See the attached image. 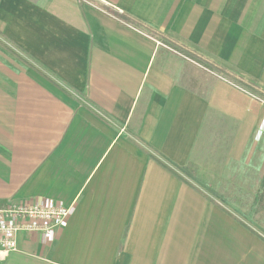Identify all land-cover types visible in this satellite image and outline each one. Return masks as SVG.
Returning a JSON list of instances; mask_svg holds the SVG:
<instances>
[{
  "label": "crops",
  "instance_id": "obj_1",
  "mask_svg": "<svg viewBox=\"0 0 264 264\" xmlns=\"http://www.w3.org/2000/svg\"><path fill=\"white\" fill-rule=\"evenodd\" d=\"M34 199L65 225L0 264H264V0H0V202Z\"/></svg>",
  "mask_w": 264,
  "mask_h": 264
},
{
  "label": "built area",
  "instance_id": "obj_2",
  "mask_svg": "<svg viewBox=\"0 0 264 264\" xmlns=\"http://www.w3.org/2000/svg\"><path fill=\"white\" fill-rule=\"evenodd\" d=\"M69 215L70 209L64 205L41 199L0 202V256L18 250L20 233H40L52 238Z\"/></svg>",
  "mask_w": 264,
  "mask_h": 264
},
{
  "label": "trees",
  "instance_id": "obj_3",
  "mask_svg": "<svg viewBox=\"0 0 264 264\" xmlns=\"http://www.w3.org/2000/svg\"><path fill=\"white\" fill-rule=\"evenodd\" d=\"M99 8L101 9V10H103L105 13H107V14H109V15H111V16H113V17H115V18H119L120 20H127V17H126V15H124L123 13L122 14H120V13H118V12H113V11H110L109 9H108V7L106 8V7H103V6H99ZM128 21V20H127Z\"/></svg>",
  "mask_w": 264,
  "mask_h": 264
}]
</instances>
